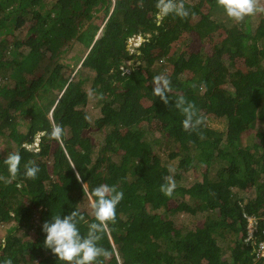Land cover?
<instances>
[{"label":"trees","instance_id":"trees-1","mask_svg":"<svg viewBox=\"0 0 264 264\" xmlns=\"http://www.w3.org/2000/svg\"><path fill=\"white\" fill-rule=\"evenodd\" d=\"M155 3L0 0V177L7 155H21L17 179H0V264H65L44 247L42 225L76 208L95 222L84 206L100 184L124 193L99 242L103 264H264V13L235 23L216 0H184L187 19L157 26ZM135 36L146 42L130 54ZM186 36L208 50L178 52ZM162 58L174 68L167 106L152 92ZM180 95L206 118L196 131L182 127ZM93 113L97 139L85 136ZM54 124L63 145L50 138ZM29 161L35 180L23 175ZM169 175L171 197L160 191ZM78 227L86 235L87 223Z\"/></svg>","mask_w":264,"mask_h":264},{"label":"clouds","instance_id":"clouds-1","mask_svg":"<svg viewBox=\"0 0 264 264\" xmlns=\"http://www.w3.org/2000/svg\"><path fill=\"white\" fill-rule=\"evenodd\" d=\"M216 3L223 8L226 16L235 23L243 22L246 17L264 13L261 0H216ZM155 8L157 11L154 16V23L157 26L162 25L169 15L180 19H187L190 15L189 10L185 8L184 0H156ZM144 42H146L145 36L131 38L127 47L130 54H138ZM131 47L134 48V51H131ZM165 62L163 58L159 61L161 64ZM152 83L154 85L153 95L159 97L167 106L169 104V93L172 92L170 78L161 73L152 78ZM192 86L195 87V85ZM100 98L102 99V96ZM174 107L184 117L182 127L185 131H196L201 125L205 124L206 118L199 114L196 105L187 100L185 96H178L175 99ZM49 135L51 139L63 145L65 130L61 125L54 124ZM20 163L21 155L19 152L9 153L7 158L4 159L9 176L7 179L4 177H0V179H4L5 183L15 181L20 174ZM174 171L173 168H169L170 173H174ZM39 172L40 168L35 165L34 161H29L24 165L23 175L26 179L35 180ZM80 179L81 177L77 173V180ZM164 180L165 183L161 185L160 191L165 196L171 197L176 188L175 180L172 175L166 176ZM17 187H20V184H17ZM123 198V191L118 190L115 185L100 184L95 187L88 192L95 222H87L79 208L71 211L63 218H61V215L53 216L50 221H45L42 225V231L46 234L44 247L50 249L58 260L65 262V264H103L100 258H107L110 253L100 246L99 242L110 231V223L114 224L116 222V208ZM81 222L87 223L86 235H82L78 227ZM4 244L6 246V241ZM4 264H13V261L11 258H6Z\"/></svg>","mask_w":264,"mask_h":264},{"label":"rangeland","instance_id":"rangeland-1","mask_svg":"<svg viewBox=\"0 0 264 264\" xmlns=\"http://www.w3.org/2000/svg\"><path fill=\"white\" fill-rule=\"evenodd\" d=\"M186 2H190L191 0H185ZM261 4H262V1H261ZM261 21H260V17H258V18H256L255 20H253V24L255 25V28L256 27H258L259 26V23H260ZM130 47V46H129ZM185 47H194V48H197V49H200V51L201 50H205V51H207L208 50V47H207V45H204V44H200L197 40H195L193 37H189V36H186L185 37V39H184V41L182 42V45H180V47H179V50H177L178 52H181L182 53V51L183 50H185L184 48ZM131 51H134V48L133 47H131ZM178 52H176L177 54H178ZM175 53V54H176ZM180 53V54H181ZM176 54V55H177ZM135 62V61H134ZM133 63V62H132ZM132 63H126V65H128L129 66V64H130V66L131 65H133ZM139 63L140 62H137L136 63V65H139ZM166 70H165V73L164 74H166V75H170V74H172V72H173V65L171 64V63H167L166 62ZM250 73V71H249V69L247 70H244L243 72H242V75L243 76H246L247 74H249ZM99 112V111H98ZM95 114H97V113H95ZM94 113L93 114H90V116H89V120L91 121V127H89V129H88V131L86 132V134H85V136L86 137H92V138H95V139H97V132H98V129H99V127H97V126H95L94 124H93V121H94V118H96L97 116H99V114L98 115H95ZM159 123V121H158V119L157 118H154V120L150 123V125L148 126V131L150 132V135H149V138H150V140L152 141V143L153 142H155V143H153L154 145H153V148H154V152L158 155V156H160V158H162V160L164 159V158H167V157H164V148L165 147H162L163 149H161L159 146H160V144L158 143V142H160L161 140H163V137H165V139H167L166 138V134L161 130V125H160V123ZM257 127V126H256ZM94 140V139H93ZM157 141V142H156ZM38 144L39 143H37V144H35V146L34 147H38ZM170 156V155H169ZM169 159H170V157H169ZM195 176H189L188 177V181L185 183V185L186 186H191L190 184L191 183H193V182H195ZM84 208L87 210V211H91V207H90V202L89 203H87L85 206H84Z\"/></svg>","mask_w":264,"mask_h":264},{"label":"built area","instance_id":"built-area-1","mask_svg":"<svg viewBox=\"0 0 264 264\" xmlns=\"http://www.w3.org/2000/svg\"><path fill=\"white\" fill-rule=\"evenodd\" d=\"M256 225H257L256 220L250 218L249 219V235H250L249 237L253 236V233L255 232V229H256ZM263 235H264V231H263ZM259 252H260V256L264 257V241H262L259 244Z\"/></svg>","mask_w":264,"mask_h":264}]
</instances>
